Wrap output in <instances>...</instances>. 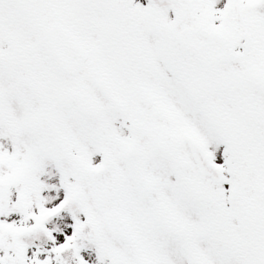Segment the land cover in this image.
Listing matches in <instances>:
<instances>
[{"label": "snow or ice", "instance_id": "6c2138e0", "mask_svg": "<svg viewBox=\"0 0 264 264\" xmlns=\"http://www.w3.org/2000/svg\"><path fill=\"white\" fill-rule=\"evenodd\" d=\"M0 264H264V0H0Z\"/></svg>", "mask_w": 264, "mask_h": 264}]
</instances>
